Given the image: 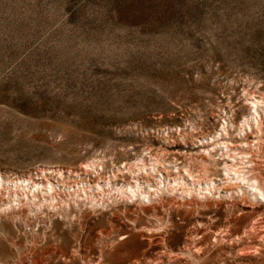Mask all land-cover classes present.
I'll return each instance as SVG.
<instances>
[{
	"label": "rangeland",
	"instance_id": "374dc122",
	"mask_svg": "<svg viewBox=\"0 0 264 264\" xmlns=\"http://www.w3.org/2000/svg\"><path fill=\"white\" fill-rule=\"evenodd\" d=\"M245 91L264 95V0H0L4 182L96 157L113 171L158 148L197 173L198 140L240 122ZM219 159L209 170L221 178ZM226 190L137 215L122 198L110 210L32 205L37 216L3 205L0 264H264V202Z\"/></svg>",
	"mask_w": 264,
	"mask_h": 264
},
{
	"label": "bare ground",
	"instance_id": "6f19581e",
	"mask_svg": "<svg viewBox=\"0 0 264 264\" xmlns=\"http://www.w3.org/2000/svg\"><path fill=\"white\" fill-rule=\"evenodd\" d=\"M245 94L248 96L246 100L249 99L248 111L243 114L239 123H236L232 117L228 120L224 119L221 131L214 132L211 137L207 136L198 140L200 145L206 147L202 149V157H192L193 162L201 163L202 169L197 173L191 167L190 158V162L181 166L179 165L181 162H176V160L167 161L164 158V148H158L159 152H154V154L148 151V157L140 155L133 162H125L113 171L106 166L103 158L97 157L82 162L77 170L71 168L42 169L50 176L44 177L45 180H41V183L37 178L33 179L31 175L23 180L24 185L20 179L14 182V176L11 175H8L4 182L0 172V195L3 191L7 197L10 195L9 201L0 203V207L6 205L3 210L9 211L15 210L13 206L15 204L19 207L24 203H30L31 207L32 205L38 206L40 211L41 207L46 204L51 208H57L60 203H63L66 207H61V211L65 212L71 208L70 201H73L80 210L82 207L89 206L92 211H97L98 209L110 210V202L114 204L122 198L126 202L130 201L139 205L140 208L133 210L137 215L140 212H146L142 205H151V208H155L152 204L166 205L170 202L176 207L185 205L191 208L190 201H185V198L192 197L202 200L203 204L208 206L209 201L204 202V200L220 198L219 191L225 184H230L235 189L233 192L225 191L227 198L245 195L249 198V201L244 199L246 205L251 206L259 201L263 203L264 95H256L248 91H245ZM182 130H177L178 139L179 142L185 143L186 133H182ZM164 131L167 136L165 140L169 142L170 131L166 128ZM235 134H237L236 144H233L229 137ZM218 151L220 154L217 157ZM218 159L225 175L221 178L215 177L209 170L212 164L217 165ZM71 177H74L73 183L67 184L69 182L67 180ZM217 180H222V183H218ZM44 181H46L45 184ZM27 182L31 183L33 190L32 187H26ZM38 187L43 200L38 199L35 194ZM111 197L112 200H110ZM197 203L202 204L200 201ZM32 208L30 212L37 216V211ZM251 230L254 232L256 230L254 223L251 224ZM107 235L109 236L110 232L107 231Z\"/></svg>",
	"mask_w": 264,
	"mask_h": 264
}]
</instances>
